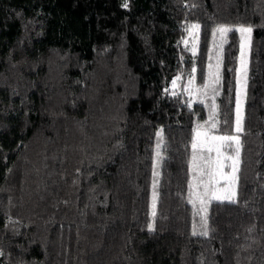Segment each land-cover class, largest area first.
<instances>
[{
  "label": "trees",
  "instance_id": "16d2710c",
  "mask_svg": "<svg viewBox=\"0 0 264 264\" xmlns=\"http://www.w3.org/2000/svg\"><path fill=\"white\" fill-rule=\"evenodd\" d=\"M219 25L251 32L235 202L205 235L193 139L209 114L235 132L241 35L212 47ZM214 53L219 94L192 102ZM0 264H264V0H0Z\"/></svg>",
  "mask_w": 264,
  "mask_h": 264
},
{
  "label": "rangeland",
  "instance_id": "374dc122",
  "mask_svg": "<svg viewBox=\"0 0 264 264\" xmlns=\"http://www.w3.org/2000/svg\"><path fill=\"white\" fill-rule=\"evenodd\" d=\"M225 26V25H224ZM229 28H240L241 26H227ZM245 28H248L246 26H243ZM240 33V32H239ZM241 35V33H240ZM212 47H221L222 44L225 41H222L220 34L217 32L216 35L212 36ZM244 43H245V57H244V65H241L240 61V49H239V59H238V68L241 69L240 71V83L239 86L237 85V89L239 87V115H240V124H241V130L243 127V117H244V102H245V85H246V77H247V67H248V53H249V46H250V33H244L243 36ZM186 42L189 43L192 47L196 46L197 42V34L195 29H191L190 33L187 36ZM240 45H241V40H240ZM220 57L219 54L214 53L211 58V62L209 63V68H208V81L206 82L207 87H203L201 91H198L195 87L196 85H193L192 83L189 84V81L186 85V89L188 90V93L191 94L192 96V102L195 100H200L203 103H205V97L206 95L208 97H211V90L215 87H217V83L215 80V76L217 74V71L219 73V78H220ZM237 68V69H238ZM236 80H237V74H236ZM173 87V85H172ZM177 87H173L174 89ZM237 93V90H236ZM197 95V96H196ZM199 95V97H198ZM236 120H237V95H236V104H235V120H234V134L229 135V136H238V133L236 131ZM212 129V121H211V115L207 117V119L198 127L196 130L197 132H207L208 133V138L209 142L213 143L216 147L220 146V142L218 141H211V137L213 136H227V135H219L211 131ZM160 132V131H159ZM195 133V136H196ZM162 135V134H161ZM239 137V136H238ZM201 142L204 141V137L201 136L199 138ZM230 144L231 147H228L227 145ZM159 145V147H158ZM161 145H162V138L161 136L158 137L157 142L155 143V154H154V160H153V169H152V183H151V196H150V215L151 218H153V215L155 213V208H156V201H157V195H156V185L159 180V174H160V163L162 159V153H161ZM207 144H204L203 147H201V144L198 143V147L196 149V152L198 155H203L204 157L211 156L213 163H215L217 153L215 150H213L211 153L207 151ZM236 148L237 144L234 141H229L225 143L224 147L220 148V151L225 155V156H233L235 157L236 155ZM193 154V152H192ZM192 161V156L190 159V163ZM200 164L205 168V171L207 172V166L204 165L203 161H200ZM226 167L222 170L226 175H231L232 174V168L231 160L225 161ZM191 171V176H190V187H189V192H188V202L191 206V208L194 210V212L197 215V219L194 223V227L192 232L196 234H203L206 232V214H207V208L208 205L212 201H231L235 200V195H236V178L237 175L235 173V179L232 181V186L229 188L227 182L221 178L217 177L220 179V183L215 185V194L216 196H219L220 199H215L211 198V195L205 196V187L204 184L208 181V176L203 175L200 176L196 171ZM203 181V183L201 182ZM231 197V200L229 199ZM203 201V203H202ZM152 225V220L150 222Z\"/></svg>",
  "mask_w": 264,
  "mask_h": 264
},
{
  "label": "snow or ice",
  "instance_id": "6c2138e0",
  "mask_svg": "<svg viewBox=\"0 0 264 264\" xmlns=\"http://www.w3.org/2000/svg\"><path fill=\"white\" fill-rule=\"evenodd\" d=\"M124 7H127V3L124 4ZM193 29H199V25H192L191 26ZM233 29L224 26V25H219L217 26L216 29L213 30V35L215 36L216 33L218 32L221 36L222 41L224 40V38L226 37V34L230 31H232ZM236 31H239L241 33V45H240V61H241V65H244V57L246 55L245 53V43H244V33H250L251 32V28H245L243 26H241L240 28L236 29ZM193 55H195V52H193ZM193 71H195V69H193ZM240 71L241 69H236L237 72V85L239 86L240 83ZM177 80H179V77H177L176 79H174L172 81L173 87L176 86ZM215 80L218 83L219 82V73L217 71V74L215 76ZM192 83V80H189V84ZM207 87V86H205ZM167 91V89L165 90ZM213 92L218 95L219 93L215 92V89H213ZM173 95H176L175 92L172 93ZM213 111H215L216 105L213 104L212 105ZM213 127H215V125L213 124ZM236 131L239 133L241 131V124H240V115H239V87L237 89V120H236ZM158 137L161 136V132H157L156 134ZM203 136L204 137V141L201 142L199 140V138ZM211 141H218L220 142V146L216 147L213 143L209 142V138H208V133L207 132H197L196 136L193 139V143H192V149H193V154H192V161L190 163V170L192 171H196L200 176L203 175H207L208 176V181L204 184L205 187V192L204 195L205 196H209L211 195V198H215V199H220L219 196H216L215 194V185L220 183V179H218L217 177H221L223 178L227 184L228 187L230 188L232 186V181L235 179V173L238 171V165H239V137L238 136H213L211 137ZM229 141H234L237 144V148H236V155L235 157L233 156H225L221 151L220 148L225 146L226 142ZM198 143L201 144V147H203L204 144H207V151L209 153H211L213 150L216 151L217 153V157L215 160V163H213L211 156L208 157H204L203 155H198L196 152V149L198 147ZM228 147H231L230 144L227 145ZM159 147V145H158ZM227 160H231L232 164H231V168H232V174L231 175H226L222 170L226 167L225 161ZM200 161L204 162V165L207 166L208 171H205V168L200 164ZM203 183V181H201ZM229 199L231 200V197H229ZM231 202H235L234 200H231ZM203 203V201H202ZM151 227V226H149ZM206 235V233H203Z\"/></svg>",
  "mask_w": 264,
  "mask_h": 264
}]
</instances>
